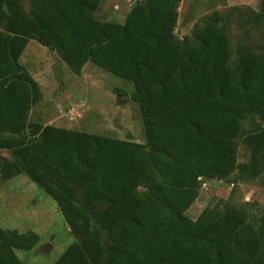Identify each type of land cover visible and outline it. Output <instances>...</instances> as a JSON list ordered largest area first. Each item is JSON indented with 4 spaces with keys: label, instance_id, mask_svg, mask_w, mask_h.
<instances>
[{
    "label": "trees",
    "instance_id": "16d2710c",
    "mask_svg": "<svg viewBox=\"0 0 264 264\" xmlns=\"http://www.w3.org/2000/svg\"><path fill=\"white\" fill-rule=\"evenodd\" d=\"M22 1L0 0V179L24 174L64 215L78 240L52 264H264V209L254 224L230 200L187 214L208 180L264 181V46L230 43L236 20L263 26L264 0L181 38V0H137L124 21L98 20L101 0ZM32 39L76 75L92 63L131 83L145 141L29 120L42 93L19 59ZM38 241L0 228V264H43L15 253Z\"/></svg>",
    "mask_w": 264,
    "mask_h": 264
},
{
    "label": "rangeland",
    "instance_id": "374dc122",
    "mask_svg": "<svg viewBox=\"0 0 264 264\" xmlns=\"http://www.w3.org/2000/svg\"><path fill=\"white\" fill-rule=\"evenodd\" d=\"M136 1L101 0L95 17L101 21H124ZM22 3L28 7V1ZM231 7L257 10L258 0H181L175 28L177 36L181 38L189 34L193 25L206 14L214 10L228 11ZM241 24V20H236L230 27L232 47L242 40L264 46V24L249 28H243ZM19 60L36 79L42 93L30 111L29 120L140 143L145 141L139 107L130 98L131 83L92 63L85 64L81 74L76 75L55 51L33 39ZM118 89L123 94L118 93ZM118 95L121 96L120 103H117ZM0 155L9 157L10 153L1 150ZM249 155L245 143L238 141V162H247ZM218 200H230L245 207L250 215L249 221L254 224L264 209V181L251 178L229 185L208 180L187 214L195 219L206 206H213ZM0 228L19 232L32 230L39 235L33 248L15 250L16 255L27 263L52 264L72 242L78 240L70 232L56 202L24 174L6 181L0 179Z\"/></svg>",
    "mask_w": 264,
    "mask_h": 264
},
{
    "label": "water",
    "instance_id": "95a60500",
    "mask_svg": "<svg viewBox=\"0 0 264 264\" xmlns=\"http://www.w3.org/2000/svg\"><path fill=\"white\" fill-rule=\"evenodd\" d=\"M189 15V14H188ZM188 16H186V19H187ZM121 102V96L118 95V98H117V103H120Z\"/></svg>",
    "mask_w": 264,
    "mask_h": 264
}]
</instances>
